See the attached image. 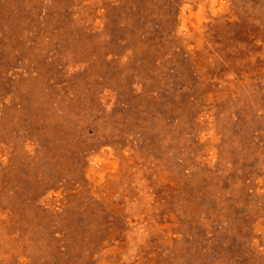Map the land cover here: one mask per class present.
I'll use <instances>...</instances> for the list:
<instances>
[{"label": "rangeland", "instance_id": "374dc122", "mask_svg": "<svg viewBox=\"0 0 264 264\" xmlns=\"http://www.w3.org/2000/svg\"><path fill=\"white\" fill-rule=\"evenodd\" d=\"M0 264H264V0H0Z\"/></svg>", "mask_w": 264, "mask_h": 264}]
</instances>
